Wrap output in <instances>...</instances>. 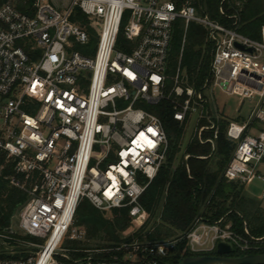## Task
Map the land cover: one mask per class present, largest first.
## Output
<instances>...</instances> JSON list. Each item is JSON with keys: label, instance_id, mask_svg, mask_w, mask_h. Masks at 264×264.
Segmentation results:
<instances>
[{"label": "built area", "instance_id": "obj_1", "mask_svg": "<svg viewBox=\"0 0 264 264\" xmlns=\"http://www.w3.org/2000/svg\"><path fill=\"white\" fill-rule=\"evenodd\" d=\"M218 11L224 14L221 5ZM226 17L225 25L198 15L189 0H0V175L26 194L16 213L18 229L42 240L34 254L0 258V264H163L182 238L197 255L215 250L217 242L244 254L264 248V237L246 228L238 233L230 223L200 216L173 240L61 246L67 235L85 239L83 228H71L83 198L99 210L124 207L132 220H146L138 199L169 148L161 120L146 106L162 99L170 98L179 122L191 113L206 120L196 123L198 138L212 128L215 137L218 119L204 89L235 96L237 110L252 102L248 120L226 127L235 146L223 177L243 185L264 182V24L251 38L239 32L236 14ZM176 19L184 30L195 22L206 31L209 72L199 90L181 85V49L165 93ZM120 31L127 51L117 46ZM8 228L0 234L5 249L21 242Z\"/></svg>", "mask_w": 264, "mask_h": 264}, {"label": "trees", "instance_id": "obj_2", "mask_svg": "<svg viewBox=\"0 0 264 264\" xmlns=\"http://www.w3.org/2000/svg\"><path fill=\"white\" fill-rule=\"evenodd\" d=\"M198 15H207L222 24H229L226 15L236 14L239 32L251 38L258 36V30L264 24V0H189ZM224 14L218 11L219 6ZM84 20V17H80ZM124 20L122 21V25ZM95 39L90 40L89 46H95ZM117 46L125 51L126 40L120 31ZM210 42L206 31L196 24L189 22L186 30L181 19L173 22L170 47L166 65L165 93L172 86L171 77L174 74L180 55V68L184 71L183 86H191L199 90L208 76L210 62ZM178 99H182L179 97ZM161 120L169 142V148L164 162L158 168L138 202L145 210L146 220L134 231L124 234L131 226L132 219L128 208L114 207L109 210L95 208L86 198L76 206L73 225L83 228L86 242L68 240V249H95L127 242L133 239L155 241L166 237L178 238L191 228L195 219L209 222L221 219L222 224L230 223L231 228L243 233L246 228L254 237H264V215L254 198H248L243 193V184L227 181L223 177V170L229 161L235 142L226 136L228 120L218 118L213 130H204L201 137L194 134L186 144L184 154L187 158L172 168L175 154L178 152V141L181 137L184 123L173 118V103L169 99H162L156 105L146 106ZM206 124L201 118L197 126ZM211 141H205V139ZM9 173L6 168L3 175ZM26 194L11 186L0 175V234L10 226L12 216L25 200ZM161 203L156 220L149 225V220L155 215ZM16 238H18L15 235ZM35 242L34 237L25 236ZM1 241V238H0ZM38 243V242H36ZM186 240L180 239L169 254L162 259V263L176 264L178 259L185 256L197 255L185 248ZM185 248V250H184ZM29 250L34 248L20 244H12L5 249L0 244V258H25ZM264 253V248L253 251ZM79 255L80 253H72ZM214 254V250L207 253ZM233 254L240 256L244 253L234 250Z\"/></svg>", "mask_w": 264, "mask_h": 264}, {"label": "rangeland", "instance_id": "obj_3", "mask_svg": "<svg viewBox=\"0 0 264 264\" xmlns=\"http://www.w3.org/2000/svg\"><path fill=\"white\" fill-rule=\"evenodd\" d=\"M204 94L208 98V103L212 107L217 108V117L218 118H226L229 121L233 120V118H241L242 120L249 119V111H251L252 102L250 101H244L243 105L238 109L234 110L233 108L238 102V99L235 96H229L225 95L219 90H214L212 94H209L208 89L203 90ZM210 114L216 115L213 108L209 110ZM234 118V119H235ZM198 122L197 119V113H191L187 118L183 126L181 137L177 143L178 145V152L175 154V159L173 161L172 168L175 167L178 163L184 161L185 155L184 149L186 144L189 142L191 137L194 135L196 130V123ZM261 169V168H259ZM243 193L248 198H254L256 202L258 203L260 210L262 211V214L264 215V182L254 179L252 183L249 185H243ZM161 203H159L155 215L149 220V225L152 224L154 220H156L159 209H160ZM17 213V212H16ZM16 213L12 216L10 221V227L15 230V235L19 238L20 245L28 246L30 248H35L34 246L38 243H41L42 240L38 238H34L35 242L30 241V239L25 238V234H23L17 227V221H16ZM143 222L138 221H132L131 226L127 228V230L124 232V234L130 233L137 229ZM71 228H77L72 224ZM249 232V231H248ZM70 233V232H69ZM174 237H166L161 240H173ZM71 240L68 235L63 240V243L61 244L62 247H67V241ZM87 240L84 239L82 242H86ZM38 242V243H36ZM27 244V245H26ZM185 250V248H184ZM35 250H29L28 254H34ZM171 254V253H170Z\"/></svg>", "mask_w": 264, "mask_h": 264}, {"label": "water", "instance_id": "obj_4", "mask_svg": "<svg viewBox=\"0 0 264 264\" xmlns=\"http://www.w3.org/2000/svg\"><path fill=\"white\" fill-rule=\"evenodd\" d=\"M8 231H12V228L9 227ZM232 252L233 249L228 244L224 242H217L214 255L200 254L185 256L179 258L176 264H264V253L231 256L230 254Z\"/></svg>", "mask_w": 264, "mask_h": 264}, {"label": "crops", "instance_id": "obj_5", "mask_svg": "<svg viewBox=\"0 0 264 264\" xmlns=\"http://www.w3.org/2000/svg\"><path fill=\"white\" fill-rule=\"evenodd\" d=\"M237 105V104H236ZM236 105H235V107L233 108L235 111L237 110L236 108ZM216 110H217V108H216ZM236 117V116H235ZM234 117V118H235ZM233 118V120H231V121H229V122H233V123H235V124H239L241 121H242V119L241 118H239V119H237V118H235L234 119ZM257 128H259V125H257V126H255V127H253L252 129H250L249 131H248V133H250V134H254L255 132H256V129ZM259 168H261L260 169V171L264 174V164H262V165H260L259 166Z\"/></svg>", "mask_w": 264, "mask_h": 264}, {"label": "flooded vegetation", "instance_id": "obj_6", "mask_svg": "<svg viewBox=\"0 0 264 264\" xmlns=\"http://www.w3.org/2000/svg\"><path fill=\"white\" fill-rule=\"evenodd\" d=\"M233 251H234V250H233ZM208 255H214V254H208ZM230 255H231V256H236V255L233 254V252H232Z\"/></svg>", "mask_w": 264, "mask_h": 264}, {"label": "bare ground", "instance_id": "obj_7", "mask_svg": "<svg viewBox=\"0 0 264 264\" xmlns=\"http://www.w3.org/2000/svg\"><path fill=\"white\" fill-rule=\"evenodd\" d=\"M37 264H42V262L39 260V261L37 262Z\"/></svg>", "mask_w": 264, "mask_h": 264}]
</instances>
